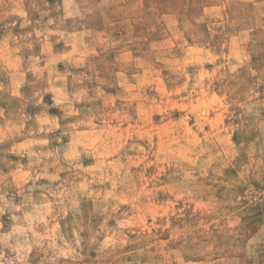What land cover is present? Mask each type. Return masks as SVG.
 <instances>
[{"label": "rangeland", "instance_id": "obj_1", "mask_svg": "<svg viewBox=\"0 0 264 264\" xmlns=\"http://www.w3.org/2000/svg\"><path fill=\"white\" fill-rule=\"evenodd\" d=\"M0 264H264V0H0Z\"/></svg>", "mask_w": 264, "mask_h": 264}]
</instances>
